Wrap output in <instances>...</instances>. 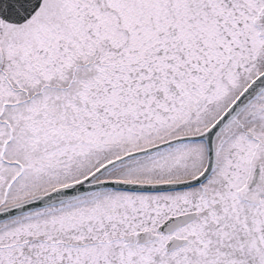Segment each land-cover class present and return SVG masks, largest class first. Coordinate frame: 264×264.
<instances>
[{
	"label": "snow or ice",
	"instance_id": "6c2138e0",
	"mask_svg": "<svg viewBox=\"0 0 264 264\" xmlns=\"http://www.w3.org/2000/svg\"><path fill=\"white\" fill-rule=\"evenodd\" d=\"M0 264H264V0H0Z\"/></svg>",
	"mask_w": 264,
	"mask_h": 264
}]
</instances>
